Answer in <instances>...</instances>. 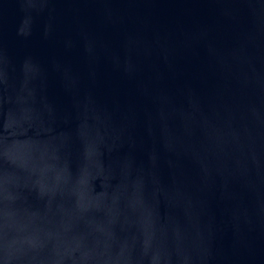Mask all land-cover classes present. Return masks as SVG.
Returning <instances> with one entry per match:
<instances>
[{
	"label": "water",
	"instance_id": "obj_1",
	"mask_svg": "<svg viewBox=\"0 0 264 264\" xmlns=\"http://www.w3.org/2000/svg\"><path fill=\"white\" fill-rule=\"evenodd\" d=\"M0 264H264V0H0Z\"/></svg>",
	"mask_w": 264,
	"mask_h": 264
}]
</instances>
